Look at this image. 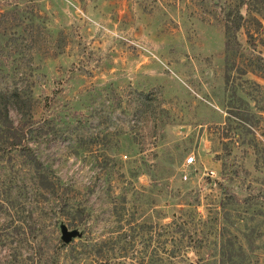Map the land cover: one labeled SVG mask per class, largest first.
<instances>
[{"label": "rangeland", "instance_id": "rangeland-1", "mask_svg": "<svg viewBox=\"0 0 264 264\" xmlns=\"http://www.w3.org/2000/svg\"><path fill=\"white\" fill-rule=\"evenodd\" d=\"M237 2L0 0V264H139L177 225L187 260L264 264V0L225 49Z\"/></svg>", "mask_w": 264, "mask_h": 264}, {"label": "trees", "instance_id": "trees-1", "mask_svg": "<svg viewBox=\"0 0 264 264\" xmlns=\"http://www.w3.org/2000/svg\"><path fill=\"white\" fill-rule=\"evenodd\" d=\"M239 3V4H238ZM261 0H238V2L236 4L233 5V7H227L224 11L225 14V19H224V29H223V33H224V48L225 49H231L234 45L236 46V41H235V31L238 29L239 25H240V21L242 19V13L239 9V6H241L242 4H245L246 9H253L254 11L262 14L261 12ZM234 46V47H235ZM6 129V133L4 134V137L6 139H10V143L13 147H15L17 144L21 143V141L24 139L23 145L24 148H22V150L26 155H29L31 152L29 151V147L25 144L26 142V133H27V129L25 128L23 121L19 120L16 123H13V121H9L8 125H6L5 127ZM77 223V222H76ZM169 225H171V227L174 225V221H170ZM180 231L181 235H183L184 230L182 229V226L177 225L176 228L172 229V233L175 231ZM172 233H170L171 236V241H170V247L167 248V253L166 256H159L153 248L152 251L150 252V254L148 255L147 258L144 259L143 255H138L137 257H139V260L137 261V263L142 264H165V263H169V264H178L177 260L178 259H186V262L188 264H198L199 263V259L197 258L195 259V261H192L190 259L187 260V257H184L182 255V253L180 252V248H179V244L182 242L180 237L173 235ZM226 242H228V240H226ZM61 245H64L65 242L62 240L60 242ZM102 245L100 244L99 247H97V249H99L98 252L101 253V256L98 259V262H109V259L107 258V256L104 254V251L101 250ZM179 251V252H178ZM224 252V251H223ZM223 254V253H222ZM221 254V258L226 257V256H222ZM76 257V256H75ZM163 258H166V261H164ZM83 258H75L74 260H70L67 264H88L87 261L82 260ZM121 262V263H120ZM118 264H124L122 261H119Z\"/></svg>", "mask_w": 264, "mask_h": 264}, {"label": "water", "instance_id": "water-1", "mask_svg": "<svg viewBox=\"0 0 264 264\" xmlns=\"http://www.w3.org/2000/svg\"><path fill=\"white\" fill-rule=\"evenodd\" d=\"M79 231L77 230V228H71V229H67L65 226H61V239L64 242H67L71 239V237L75 236V235H79Z\"/></svg>", "mask_w": 264, "mask_h": 264}, {"label": "built area", "instance_id": "built-area-1", "mask_svg": "<svg viewBox=\"0 0 264 264\" xmlns=\"http://www.w3.org/2000/svg\"><path fill=\"white\" fill-rule=\"evenodd\" d=\"M191 159H192V155L189 154V155L186 157V161L189 162V161H191Z\"/></svg>", "mask_w": 264, "mask_h": 264}]
</instances>
